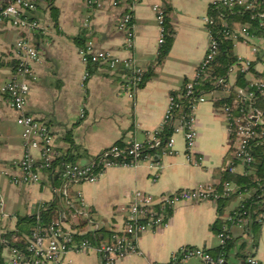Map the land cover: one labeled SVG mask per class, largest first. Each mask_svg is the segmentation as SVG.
Segmentation results:
<instances>
[{"label":"crops","instance_id":"1","mask_svg":"<svg viewBox=\"0 0 264 264\" xmlns=\"http://www.w3.org/2000/svg\"><path fill=\"white\" fill-rule=\"evenodd\" d=\"M11 1L0 0V7ZM33 1L38 5L34 17L40 23V30L27 32L6 21L0 24V257L3 264L7 249L2 240L9 239L8 235L17 230L19 218L39 214L56 199L50 172L42 174L38 185L11 183V175L17 174L14 163L24 154L25 129L17 124L18 114L11 108L3 88L22 61L15 48L17 41L25 38L40 53V59L32 63L34 76L30 81L27 114L51 129L54 143L64 155L69 154L75 164L86 165L117 143L145 142L161 126L170 95L194 78L205 57L209 43L205 18L210 5L219 0H125L119 7L113 6V0H99L95 8L89 7L85 0H55L56 21L46 0ZM155 6L169 11L175 30L173 45L160 65V27ZM127 12L132 15V46L118 29L120 19ZM81 35L87 44L91 43L93 52L108 51L121 60L133 59L146 74L152 71V77L129 93L124 89L127 71L122 65L116 69L96 65L89 73L74 41ZM254 47L258 53L253 52ZM234 51L238 60L253 62L254 69L247 79L255 83L264 69L259 65L264 61V40L248 43L237 40ZM239 68L232 72V82L236 81ZM227 97L221 90L213 91L196 108L195 155L202 158L201 164L196 166L187 160L184 134L178 133L174 135V153L158 155L163 168L156 183L152 181L154 171L142 164L136 168L111 169L96 183L71 185L68 190L71 202L77 204L76 195L82 192L87 203L85 213L99 226L95 230L88 223L83 233L103 230L100 236L105 234L107 241L110 234L120 231L125 210L137 191L160 197L199 185L218 184L225 168L242 175L244 168L234 164L229 155L231 143L220 104ZM259 121L264 124V118ZM33 153L39 157V151ZM58 184L60 188L62 181ZM245 199L246 196L232 197L222 214L219 203L214 201L181 204L174 210L169 227L150 231L139 239L141 254L121 258L114 264H168L172 254L181 248L215 249L220 243L213 225L241 207ZM58 202L62 208L60 218L66 226L86 220L83 216L76 217L64 199ZM233 232L237 238H243L242 229L234 228ZM259 236L256 246L249 245L248 249L264 264V225ZM60 264H103V261L92 249L70 252Z\"/></svg>","mask_w":264,"mask_h":264},{"label":"built area","instance_id":"2","mask_svg":"<svg viewBox=\"0 0 264 264\" xmlns=\"http://www.w3.org/2000/svg\"><path fill=\"white\" fill-rule=\"evenodd\" d=\"M87 5L95 8L99 5V0H85ZM125 0H113V6L119 7ZM221 4L225 7L233 8L237 5L246 6L247 9H255L258 5H264V0H219L213 3ZM38 11V5L31 0H14L6 6L0 7V24L9 22L13 27L35 32L41 26L37 20L30 19V14ZM154 11L158 25L160 27V37L158 44H164V8L155 6ZM264 15L261 14L260 17ZM208 30L209 43L205 57L200 62L196 74L186 86V92L182 96L192 101L190 114L186 117H176L180 110V102L172 94L169 97V104L161 126L148 135L145 142L133 141L122 144L117 143L104 150L96 159L86 165H79L71 162H62L56 167V163L63 155L54 143V136L51 129L34 116L27 114L26 107L30 96V81L34 76L32 63L40 59L39 51L25 38L17 41L15 48L21 56L22 61L14 70L12 78L4 86L3 92L7 95L9 104L17 114V124L23 127L24 154L14 166L17 174L11 175V183L15 185H38L41 182L42 174L49 171L59 172L58 177L62 180L60 188L54 187L55 194H59L65 200L66 207L75 214L76 217H84L86 221L98 229V224L92 220L89 214L85 213L87 203L82 192L76 195L77 204L71 202L69 198V187L74 184L96 183L111 169L136 168L142 164H147L153 170L152 181L156 183L159 179V172L163 165L157 160V150L163 154L172 155L174 153V135L183 133L186 142L187 160L194 164H201L202 158L195 155L197 131L195 127V111L200 103L205 102V95H197L196 87L207 78V69L219 52L218 37L209 28L213 24L210 16L205 18ZM263 36L264 40V24ZM119 31L126 35L127 44L132 46V15L125 13L118 25ZM227 39L237 41L239 38L244 43L255 40L256 37L249 35L247 28L241 31H224ZM254 53H258V48H253ZM85 62L86 56L90 57L93 64L107 65L111 69H116L122 65L127 71L124 76V89L126 92L138 90L144 82L146 71L139 67L133 59L121 60L108 51L93 52L91 43L82 52ZM259 65L264 68V61ZM240 66L242 71L254 68L253 62L239 60L238 65L231 69L228 78H220L215 81L217 87L230 96L235 94L232 104H222L226 130L233 144L232 156L244 168L243 175H247L255 162L252 154V144L259 140L262 130L259 128L261 114H256L253 106L254 93L242 87L236 86L231 81V74ZM258 90L264 92V69L256 77L255 83ZM180 97V98H182ZM241 116H235L234 110L240 106ZM172 125L174 134L164 140L162 133L164 128ZM232 137L235 141H232ZM34 151H39V157L34 155ZM56 167V168H55ZM233 172V169L230 168ZM218 184L199 185L191 189H183L172 194L157 197L151 193L137 191L130 204L126 208L124 225L120 231L113 232L110 239L97 244L90 239L77 240L79 235L77 230L66 226L62 222H55L48 227L36 228L30 236H18L14 234L11 239L2 240V244L7 249V258L4 264H60L70 252H85L95 250L102 258L103 264H114L117 260L131 255L141 254L138 246L139 239L150 231L169 227L174 210L181 204L187 202H218L229 197L235 186L226 183L221 191L217 189ZM262 190L264 197V182H257L252 192ZM261 197V198H262ZM7 216V214H4ZM246 213L237 211L229 214L223 219L221 231L216 234L220 245L225 246L228 242L234 241L237 237L233 229H242L243 238H246L248 219ZM257 222L264 225V199H261V212L257 217ZM94 230V231H95ZM18 230L14 231L17 232ZM19 244L20 246L16 245ZM200 260L205 264H225L224 255L215 258L207 250L198 247H185L174 252L171 262L168 264H181L191 260ZM247 264H262L252 253L246 261ZM162 264V263H153Z\"/></svg>","mask_w":264,"mask_h":264},{"label":"trees","instance_id":"3","mask_svg":"<svg viewBox=\"0 0 264 264\" xmlns=\"http://www.w3.org/2000/svg\"><path fill=\"white\" fill-rule=\"evenodd\" d=\"M14 1V0H12ZM11 1V2H12ZM36 3V1L31 0ZM50 5L51 12H53L54 21L57 20L58 10L54 7L55 0H46ZM9 4V3H7ZM7 4H4L6 6ZM37 4V3H36ZM36 13V12H35ZM35 13L30 14V19L36 20L34 17ZM169 11L164 9V44L159 49L158 56V65L162 64L166 56L168 55L173 42L175 40V30L171 24V20L168 16ZM264 15V5H258L257 8L247 9L246 6H235L233 8L225 7L221 4L214 5L211 4L209 7L208 16H210L213 20V24L209 26L212 28V32L218 37L219 40V52L217 56L214 58L209 68L207 69V78L201 82V84L196 87L197 95H206L213 91L221 90L220 87H217L215 81L220 78H228L231 69L238 65V58L234 51V40L227 39L224 35V31H241L243 28H247L249 35L256 37V39H261L263 36V27L264 24V16L260 17V15ZM38 31V30H37ZM239 40H242L239 38ZM76 45L79 47L81 52L85 51L87 48V41L83 37V35L74 39ZM87 66L89 69V73L91 69L96 67V64H93L90 60L89 56H86ZM18 66V65H17ZM15 67V69L17 68ZM254 66V64H253ZM14 69V70H15ZM254 68L251 67L249 70L242 71L240 68L236 74L235 85L242 87L250 92L254 93L253 106L255 107V113L261 114L264 118V92L258 90L256 86L252 85L251 82L247 79V74L251 72ZM153 75L152 71L145 74L144 82L151 78ZM190 80L186 81L182 90L179 92H173L172 95L179 99L180 102V110L176 113V117H186L190 114V108L192 101L188 98L182 97L186 92V86ZM143 82V83H144ZM143 85V84H142ZM141 85V86H142ZM222 91V90H221ZM182 97V98H180ZM235 99V94L232 93L227 98H224L221 101V105L224 103L232 104ZM248 108V104L243 107L240 106L236 110H234L235 116H241L240 109ZM259 128L263 131L261 137L258 141L253 142L252 144V154L254 156L255 162L252 166V169L247 175H239L230 171V168H225L222 173L221 182L218 183L217 189L221 191L226 183H231L235 186L234 192L227 198H224L219 203V214H222L224 208L226 207V202L230 200L232 197L238 196H246V199L241 204L236 211L240 213H246V218L248 219V226L246 232V238H237L234 241L228 242L225 246H218L215 249L207 250L212 256L215 258H219L224 255L226 260L225 264H247V258L252 254V252L248 249V246L255 247L257 244V240L261 231L262 225L257 222V217L261 212V199L262 190H258L256 192H252V189L257 185V182H264V124H259ZM174 134V129L172 125H168L164 128L162 133V137L164 140L170 138ZM232 141H235V138L232 137ZM233 144H231V148L229 151V155L233 153ZM162 151L157 150L154 154L160 155ZM58 160L56 163V167L60 166L62 162H71L69 154L64 155ZM233 158V156H232ZM233 163L238 164L237 161L233 158ZM55 167V168H56ZM51 173L50 179L58 188V181L60 178H56V171H49ZM62 181V180H61ZM63 184H61L62 186ZM56 199L53 203L48 206H45L44 209L35 216H25L20 217L17 225V232H12L8 236L9 239L12 238L14 234L18 236H30L32 232L38 227H48L55 222H62L60 218V211L62 208L59 206V200L63 197L61 195H55ZM262 197V198H261ZM88 222L86 220H79L78 222L72 223V228L77 230L79 235L77 236V240L80 241L82 239H90L97 244H101L105 242L107 238L105 234L100 236L102 231H97L95 234L93 231H89L83 233L85 227ZM224 222L222 219H218L213 225V231L217 234L221 231ZM113 234V233H112ZM110 234L108 239L112 236ZM20 246L19 244H16ZM0 264H3V261L0 257Z\"/></svg>","mask_w":264,"mask_h":264},{"label":"rangeland","instance_id":"4","mask_svg":"<svg viewBox=\"0 0 264 264\" xmlns=\"http://www.w3.org/2000/svg\"><path fill=\"white\" fill-rule=\"evenodd\" d=\"M259 237H260V236H259ZM259 237H258V239H259ZM216 243H218V241H216ZM195 260H196V259L191 260V261H189L187 264H197Z\"/></svg>","mask_w":264,"mask_h":264}]
</instances>
